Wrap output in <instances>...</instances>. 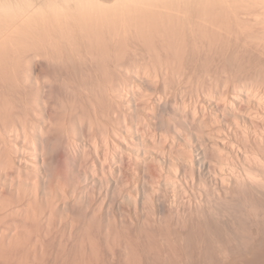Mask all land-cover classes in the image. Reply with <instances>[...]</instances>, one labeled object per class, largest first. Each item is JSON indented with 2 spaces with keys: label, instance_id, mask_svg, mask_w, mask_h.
<instances>
[{
  "label": "rangeland",
  "instance_id": "374dc122",
  "mask_svg": "<svg viewBox=\"0 0 264 264\" xmlns=\"http://www.w3.org/2000/svg\"><path fill=\"white\" fill-rule=\"evenodd\" d=\"M36 69L39 84H30ZM256 95L264 97V0H0V164L9 166V178L40 187L42 171L16 169L13 147L20 146L31 157L37 154L39 162L51 163L55 174L48 203L29 191L23 198L22 190L15 194L0 181V264L159 262L163 254L156 253L168 242L147 233L136 238L130 223L118 233L117 210L108 206L105 192L89 199L91 210L85 208L80 196L91 180L84 172L93 175L95 186L106 179L110 190L121 164V197L130 212V197H136L143 181L172 190L165 183L168 169H156L144 153L188 157L183 139L193 143L196 135H216L227 122L211 116L210 102L227 114L229 100ZM238 105L246 109L245 103ZM22 128L25 135L14 132ZM237 143L248 153L264 155L262 147ZM122 146L127 152L120 163ZM233 160L241 171L242 160ZM145 164L153 167L152 179L143 171ZM251 167H256L252 160ZM252 199L264 210V201L248 192L237 194L231 205L238 211L242 204L239 210L246 212L245 201ZM26 203H31L27 214L7 213ZM108 209L113 214L110 238ZM89 211L94 214L90 223L80 214ZM235 213L234 226L247 218L239 224L264 227L262 211V222ZM124 247L131 253L128 260ZM202 261L179 264L221 262Z\"/></svg>",
  "mask_w": 264,
  "mask_h": 264
},
{
  "label": "bare ground",
  "instance_id": "6f19581e",
  "mask_svg": "<svg viewBox=\"0 0 264 264\" xmlns=\"http://www.w3.org/2000/svg\"><path fill=\"white\" fill-rule=\"evenodd\" d=\"M33 72L36 74L32 73L29 76L30 84H39L38 74L40 70L36 69ZM235 98L238 104H246L245 110H240L239 105L233 101ZM235 98L227 102V109L230 110L227 114H225L226 109L215 103H209L208 109L211 116L217 121L227 122L224 123L221 132L216 135L206 138L196 135L193 143L187 138L183 139L184 144L188 146L186 148L189 153L188 157L180 155L176 159H172L163 155L144 153L150 158L149 163L156 164V169L158 168L162 172H164V168L168 169L169 173L166 172L164 177L166 185L172 188L171 192L166 191L165 187L156 188V185L143 181L140 190L136 191V197H130L132 210L128 212L129 205L126 208L127 203L123 202L121 197L122 183L119 180L120 176L123 175L124 167L120 164L117 165L116 171L118 177H111L112 186L110 190L109 182L106 179H100L98 185L95 186L96 182L92 178L93 175L84 172V179L91 180V185L86 187L83 196H80V201L84 203L87 210H91L89 199L93 196L100 197L105 192V196L110 198L107 203L108 206L110 208L114 206L117 210L118 233L121 228H125L127 223H130L134 229L136 228L134 230L136 238H140L142 233H147L151 237L157 236L161 240L167 241L168 245L161 248V251L165 253L160 252V250L156 253V257L160 253L163 254L161 255L163 263H159L161 258L158 257L160 259L156 258V262H159L154 264H179L188 260H195V262H203L202 260L222 262L231 259H249L253 262L264 260V227L262 226V228L259 224L256 226L258 220L255 221V219L256 225L254 226L261 227V230L259 228L254 229L253 225L248 227L239 224H245V220H247V218L243 222L239 220L241 215L262 218L261 211L264 213V210L259 208L262 204L258 207L257 201L252 202L255 201L253 200L255 198L251 201H245L250 208L246 212H244L246 210L244 207L242 209L244 211L239 210L238 203L240 201L236 202L238 211L231 205L232 202L234 204V198L237 194L245 193L246 195L247 192L264 201V174L257 171L261 169L264 172V155L260 156L257 152L248 153L237 143L248 142L258 149L261 147L264 149V97L256 95L245 98L236 96ZM41 109L45 110V106ZM14 132L26 134L23 128ZM38 132L43 137L42 125H39ZM179 137L181 138L180 135ZM45 146L47 150H50L49 145L46 144ZM124 147L129 146L124 143ZM124 147L118 148L120 163L122 162L121 157L127 152ZM70 153L69 151V161L74 163L75 158L70 156ZM13 154L19 162L16 167L19 172L22 170L25 173L42 171L45 178L40 187L33 183L14 180L5 174L9 166L0 164V181H4L7 187L14 189L15 194L20 195L22 190L23 198L27 196V191H29L32 198L35 199L39 196V199L48 203L51 192L49 183L55 177L52 164L44 161V159H42V163L39 162L37 154L31 157L20 146L13 147ZM29 157L35 160L32 161ZM234 158L242 160V162L238 161V163L243 164L241 171L238 170ZM250 160L253 161L255 168H247V163ZM80 161L82 160H77L78 164L81 165ZM145 165L143 171L148 172L152 179L154 177L153 167L152 165ZM71 176L74 179L75 172L71 171ZM56 188L57 191L60 190V185L57 184ZM230 205L236 211L230 210ZM30 207L31 203H26L24 208L8 209L7 213L13 215L19 210H24L27 214ZM63 209L65 212L69 210L67 202H64ZM3 211L5 212V208ZM235 212L240 213L237 219L241 222H237L238 226L237 224L234 226L233 218L237 215ZM80 214L84 215V219L89 223L92 222L94 214L91 211ZM112 215L108 209L105 227L106 235L109 238ZM75 222H77L76 219ZM69 223L70 230H73L74 223L72 221ZM250 241L254 243H250ZM124 249L126 256L128 255L125 258L128 260L131 253L126 247Z\"/></svg>",
  "mask_w": 264,
  "mask_h": 264
}]
</instances>
